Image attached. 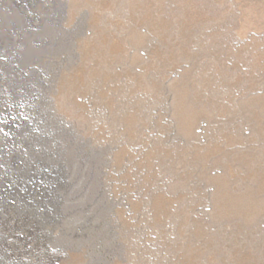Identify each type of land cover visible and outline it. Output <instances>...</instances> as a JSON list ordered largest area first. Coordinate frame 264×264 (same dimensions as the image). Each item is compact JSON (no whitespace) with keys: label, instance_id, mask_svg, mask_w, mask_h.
Masks as SVG:
<instances>
[{"label":"rangeland","instance_id":"obj_1","mask_svg":"<svg viewBox=\"0 0 264 264\" xmlns=\"http://www.w3.org/2000/svg\"><path fill=\"white\" fill-rule=\"evenodd\" d=\"M0 264H264V0H0Z\"/></svg>","mask_w":264,"mask_h":264}]
</instances>
